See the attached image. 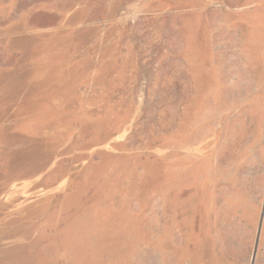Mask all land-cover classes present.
I'll return each mask as SVG.
<instances>
[{"label":"rangeland","instance_id":"374dc122","mask_svg":"<svg viewBox=\"0 0 264 264\" xmlns=\"http://www.w3.org/2000/svg\"><path fill=\"white\" fill-rule=\"evenodd\" d=\"M0 264H264V0H0Z\"/></svg>","mask_w":264,"mask_h":264}]
</instances>
